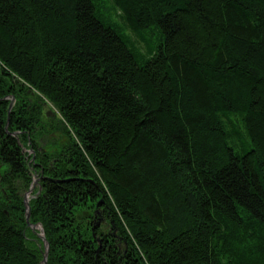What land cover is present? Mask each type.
<instances>
[{
	"label": "trees",
	"instance_id": "trees-1",
	"mask_svg": "<svg viewBox=\"0 0 264 264\" xmlns=\"http://www.w3.org/2000/svg\"><path fill=\"white\" fill-rule=\"evenodd\" d=\"M34 224L48 264H264V0H0V264Z\"/></svg>",
	"mask_w": 264,
	"mask_h": 264
},
{
	"label": "bare ground",
	"instance_id": "bare-ground-1",
	"mask_svg": "<svg viewBox=\"0 0 264 264\" xmlns=\"http://www.w3.org/2000/svg\"><path fill=\"white\" fill-rule=\"evenodd\" d=\"M38 177H37V175H35V177H34V180L32 181V183H31V185H30V188L28 189V191L27 192H25V196H26V193H30L31 194V196L30 197H32V196H34L33 195V192L35 191V189L39 186V181H38ZM41 191V188H39L38 190H37V194L39 193ZM29 199V198H28ZM28 221V220H27ZM30 223V222H29ZM32 228H33V230L34 231H36L37 232V235H38V237L40 238V239H42L43 241H44V237H45V234H44V232H43V230H42V226L40 225V224H34V225H32L31 226ZM46 238V237H45ZM46 241H47V239H46ZM48 242V241H47ZM49 244V243H48ZM44 246H45V251H46V245H45V241H44ZM44 255H45V253H44Z\"/></svg>",
	"mask_w": 264,
	"mask_h": 264
},
{
	"label": "rangeland",
	"instance_id": "rangeland-1",
	"mask_svg": "<svg viewBox=\"0 0 264 264\" xmlns=\"http://www.w3.org/2000/svg\"><path fill=\"white\" fill-rule=\"evenodd\" d=\"M108 4L109 5H112L113 4V1H110V2H108ZM112 16H113V18L115 19V20H120L119 18H118V14L117 13H115L114 11L112 12ZM125 31H126V33L127 34H129V35H131V36H133V33H132V31L129 29V28H125ZM150 37L148 36V38L146 37V39L145 40H140V42H138L139 43V46L140 47H142V48H146V45H147V43H152L151 41H150ZM153 44V43H152ZM13 100V99H12ZM14 101V100H13ZM46 110H47V108H46ZM28 152H31V153H33L34 154V150H28ZM33 157H34V155H33ZM35 177V176H34ZM31 193V192H30ZM30 193H26V197L27 198H29L28 200L30 201V198H32V197H30L31 196V194ZM24 198H25V196H24ZM25 203V202H24Z\"/></svg>",
	"mask_w": 264,
	"mask_h": 264
},
{
	"label": "water",
	"instance_id": "water-1",
	"mask_svg": "<svg viewBox=\"0 0 264 264\" xmlns=\"http://www.w3.org/2000/svg\"><path fill=\"white\" fill-rule=\"evenodd\" d=\"M13 104H14V101L12 100V101L10 102L9 112L11 111V108H12ZM24 202H25V205H26V208H27V220H28V222H29V218H30V206H29V200H28V198H27L26 196H25V198H24ZM43 239H44V241H45L46 251H45V255H44V258H43L42 263H43V264H48L47 256H48V251H49V244H48V242L46 241V238H45V237H44Z\"/></svg>",
	"mask_w": 264,
	"mask_h": 264
}]
</instances>
